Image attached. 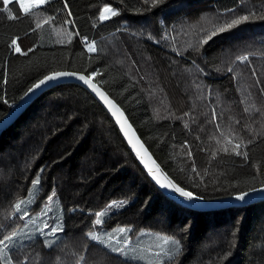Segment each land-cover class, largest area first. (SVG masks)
<instances>
[{"label": "trees", "instance_id": "16d2710c", "mask_svg": "<svg viewBox=\"0 0 264 264\" xmlns=\"http://www.w3.org/2000/svg\"><path fill=\"white\" fill-rule=\"evenodd\" d=\"M67 2L72 17L60 10L63 0H51L40 11L9 20L0 0V120L44 74L92 66L100 73L94 81L121 107L170 178L184 185L194 179L199 188L193 190L204 200L229 197L253 184L259 188L264 180V20L250 19L200 41L225 19L264 15V0H161L155 7L145 0ZM106 4L118 14L100 22ZM10 10L15 15L19 4ZM40 19L49 22L37 28ZM69 33L81 35L69 40ZM13 36L24 55L9 48ZM82 37L94 42L96 52L84 49ZM228 139L243 141L238 151L247 152V158L237 156ZM37 178L40 183L33 185ZM53 189L64 231L43 232L46 244L39 220ZM17 203L30 210L31 218L21 219ZM98 211L102 228L181 241V252L169 254L175 259L164 256L160 264H264V200L218 210L169 201L101 103L80 84L58 83L0 132V239L25 226L34 229L0 252V264L8 256L13 264H145L89 238L91 233L103 240L94 234ZM225 252L229 255L222 259Z\"/></svg>", "mask_w": 264, "mask_h": 264}, {"label": "snow or ice", "instance_id": "6c2138e0", "mask_svg": "<svg viewBox=\"0 0 264 264\" xmlns=\"http://www.w3.org/2000/svg\"><path fill=\"white\" fill-rule=\"evenodd\" d=\"M161 0H145V3L150 5L152 7H155ZM19 4V10L15 12V15L13 14V11L10 10L11 4ZM51 0H29L28 3L25 2V0H2V11L7 14V17L9 20L16 19L19 17L20 13H24L25 15H31L32 11H40L42 7L50 5ZM61 11H65L66 15L68 17H72L73 13L70 10V5L67 2V0H63L62 9ZM111 13L112 16H116L118 13L110 8L107 4L104 6V8L100 11L98 20L100 22L106 21L109 19L108 13ZM225 12L228 15L232 14L231 9H226ZM250 19H259L264 20V15H256L255 13H249L247 15H235L230 19H225L223 23H219L218 26L211 31V34H205L204 39L200 41L201 44H204L206 41L213 40L214 37H217L218 34L225 33L229 30H232L236 28L237 26L243 24L244 22L250 20ZM48 20L40 19L39 22L36 24L37 28H40L42 24H47ZM65 24L72 25V20H65ZM96 25L94 24L93 27ZM73 35H81L79 33H69V40L72 39ZM151 38V37H150ZM19 38L16 36H13L11 38V43L9 45V48L13 50L17 54L24 55L22 53V47L18 43ZM83 40V47L87 50L89 53L96 52V48L94 45V42L89 43L86 37H82ZM159 42V41H157ZM29 52L32 51V49H28ZM237 60H247L246 56H238L236 58ZM85 70V71H50L47 74H44L42 78L36 79L34 83L31 84L30 87L27 88V91L24 92L22 100L25 97H28L30 94H33L34 91L39 90L41 87L46 86L48 84H58V82L61 79H69L74 78L77 82L81 84L82 87H85V90H90L89 95L94 94V98H98L99 101L103 102V104L107 107V112L111 113L112 117H115V123L119 126V131L123 134V137L127 139V143L131 146V151L135 153V156L139 159L140 163L143 164L144 168L147 169L148 175L151 177V180L154 181L155 186H158V190L162 192V194H166V198L171 201L173 198L176 201H180L182 203H188L191 205L192 201H202L204 197L198 192L194 191L193 188H199V185L196 184L195 180L193 179L191 185H184L180 181H178L175 177H171L168 174H165L159 166L155 164V162L152 160V158L149 156L148 151L144 148L143 144H141L140 140L135 137V134L132 131V127L130 124H128V121L125 119L124 113L121 111L119 107H117V104L113 102L112 99L109 98V96L106 94L105 91L101 90V87L98 86L97 83L94 82V77H97L100 75L99 70ZM232 69L229 68L228 71H231ZM7 103V101H5ZM228 144L232 145V151L236 153L237 156L243 155L245 158H247V152L241 153L238 151L241 147V143L243 141L233 143L231 139L227 140ZM224 151H228V148L225 147ZM192 154L189 152V156ZM255 167V165H253ZM192 171L195 173L196 168L193 167ZM41 173H37V177L41 176ZM253 181L256 180V177H252ZM33 185H37L40 183V180L33 179L31 181ZM235 188V185L232 186ZM260 191H264V180L260 181L259 188L255 187L253 184L252 186H249L247 191H233L230 195L231 198L238 202H244L249 194L251 193H257ZM55 195V189H53V194L49 195L47 197L48 201H51ZM113 205H116L118 208L123 207L124 204L121 202L117 205V202L113 201ZM17 210L19 212L23 213V217H29L30 216V210L23 209L20 207V204L17 203L15 205ZM44 207H47V204L45 203ZM111 207V205H110ZM45 215V212L42 210L41 212V218H43ZM102 213L96 212V220L94 221V224L99 225L101 223L100 217ZM191 225H187V228L190 229ZM45 228L49 230V232L53 235H55L57 232H63V224H49L45 222ZM120 232H124V228L119 229ZM42 234L44 235V241L47 244L48 243V234L43 233V230H41ZM15 232H13L11 235H4L2 239H0V252L8 250L11 241L15 237ZM236 233L233 232V236H235ZM89 238L92 241H97L100 244H104V241L100 239L98 235H92L91 233L88 234ZM124 244H127V239L124 240ZM173 244L176 249V253L179 254L181 252V241L175 240L173 241ZM108 247L111 248V251L113 253H120L121 247L119 244V241L113 245L112 243L108 244ZM229 255L228 252H225L223 254V258H226ZM163 256H169L167 252H165L163 249H161L160 252L156 254L155 260L152 262V264H160V259ZM175 257L169 256V260H174ZM3 264H13V258L11 256L5 257L3 260Z\"/></svg>", "mask_w": 264, "mask_h": 264}, {"label": "rangeland", "instance_id": "374dc122", "mask_svg": "<svg viewBox=\"0 0 264 264\" xmlns=\"http://www.w3.org/2000/svg\"><path fill=\"white\" fill-rule=\"evenodd\" d=\"M26 3L29 0H25ZM109 6V5H108ZM112 8L111 6H109ZM104 8V6L100 9V11ZM114 10V8H112ZM100 13V12H99ZM111 16V13H108ZM47 207L45 209V215L43 218L39 220V227L40 231L43 232L47 231L48 229L45 228V222L49 224H60V208L57 203L52 199L51 201H47ZM109 209H105V212H109ZM101 222L103 221V217H100ZM101 223L96 225L97 230L94 234L100 233L103 238V241L106 244L112 243L115 245L117 241L120 243L121 252L119 254L126 256L131 259H136L143 261L145 264H152L155 260L156 255H153L154 252H160L163 249L168 254H172L176 252L175 246L173 241L174 238L163 236L157 233L143 231L135 235L134 237H130L126 234V229L124 227H116L113 229H105L102 228ZM120 228H124L125 231L122 233L120 232ZM36 230V229H35ZM34 229L25 226L19 229L15 234L14 239L12 242H19L22 239L30 236L33 234ZM127 239V244H124V240ZM114 240V242H112ZM164 258L161 257V259ZM160 259V260H161Z\"/></svg>", "mask_w": 264, "mask_h": 264}, {"label": "water", "instance_id": "95a60500", "mask_svg": "<svg viewBox=\"0 0 264 264\" xmlns=\"http://www.w3.org/2000/svg\"><path fill=\"white\" fill-rule=\"evenodd\" d=\"M62 82H75L77 84H80L79 82H77L74 78H69V79H61L58 83H62ZM95 82V81H94ZM96 83V82H95ZM98 84V83H97ZM56 84H48L46 86L41 87L39 90L34 91L33 94H30L28 97H25L23 100L20 99L12 108L11 110L7 113V115H5L1 120H0V132L6 128L11 122L14 121V119L24 110V108L38 95L40 94L42 91L54 86ZM81 85V84H80ZM98 86H100L98 84ZM101 87V86H100ZM101 90L102 87H101ZM90 92V90H88ZM104 91V90H103ZM107 94V93H106ZM108 95V94H107ZM94 96V94H93ZM109 96V95H108ZM23 97V96H22ZM110 99H112L109 96ZM98 100V98H96ZM113 100V99H112ZM99 101V100H98ZM101 103V105L107 110V107L103 104V102L99 101ZM114 103H116L113 100ZM117 104V103H116ZM117 107H119L121 109V107L117 104ZM121 111L124 113V111L121 109ZM109 113V112H108ZM111 116V113H109ZM125 119L128 121V124L131 125L132 127V131L135 134V137L137 139L140 140L141 144H143L144 148L148 151L149 156L152 158V160L155 162V164L157 166H159V168L166 174V172L162 169V167L158 164V162L154 159V157L152 156V154L150 153V151L147 149V147L144 145V143L142 142V140L140 139V137L138 136L136 130L134 129V127L132 126V124L130 123V121L128 120V118L126 117L125 113H124ZM112 117V116H111ZM112 119L115 122V117H112ZM116 124V123H115ZM119 129V126L116 125ZM121 133V132H120ZM122 134V133H121ZM123 136V134H122ZM124 140L127 143V139L125 137H123ZM129 149L131 150V146L127 143ZM132 152V151H131ZM132 154L134 155V157L136 158L137 162L140 164V166L143 168V170L145 171V173L148 175L147 173V169L144 168L143 164L140 163L139 159L135 156V153L132 152ZM149 176V175H148ZM149 178L151 179V177L149 176ZM154 182V181H153ZM264 200V191H260L257 193H251L248 195V197L246 198V200L244 202H238L235 201L234 199L231 198V196L229 197H225V198H220V199H214V200H202V201H192L191 205H189L188 203H185L186 205L195 208V209H200V210H218L221 208H226V207H231V206H242V205H247L256 201H261Z\"/></svg>", "mask_w": 264, "mask_h": 264}, {"label": "crops", "instance_id": "0c3cea01", "mask_svg": "<svg viewBox=\"0 0 264 264\" xmlns=\"http://www.w3.org/2000/svg\"><path fill=\"white\" fill-rule=\"evenodd\" d=\"M115 10V9H114Z\"/></svg>", "mask_w": 264, "mask_h": 264}]
</instances>
